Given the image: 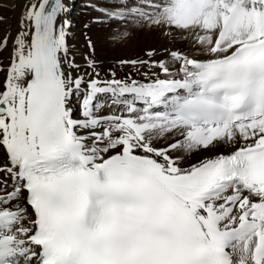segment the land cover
Instances as JSON below:
<instances>
[{
    "label": "snow or ice",
    "instance_id": "snow-or-ice-1",
    "mask_svg": "<svg viewBox=\"0 0 264 264\" xmlns=\"http://www.w3.org/2000/svg\"><path fill=\"white\" fill-rule=\"evenodd\" d=\"M89 6L201 55L148 83L73 75L68 9L29 0L0 82V264H264V0ZM216 145L233 150L170 154Z\"/></svg>",
    "mask_w": 264,
    "mask_h": 264
},
{
    "label": "bare ground",
    "instance_id": "bare-ground-1",
    "mask_svg": "<svg viewBox=\"0 0 264 264\" xmlns=\"http://www.w3.org/2000/svg\"><path fill=\"white\" fill-rule=\"evenodd\" d=\"M28 2L29 0H0V17H2V20H0V40L5 35L9 36L8 47L0 50V82H3L6 78V70L10 63L12 51V39L21 31L20 19ZM62 2L68 11L62 13L61 17L70 21L65 29L66 55L69 60L79 66L78 70L71 69L73 75L91 74L102 82L117 79L148 83L157 76L161 79L166 78L164 73L152 65V61L164 60L171 62L169 53L172 51L186 53L195 58H199L201 55L199 50L187 39L186 34L177 30L137 24L131 17L121 20L109 19L101 12L93 10V7H90L91 11H89L83 3L76 4L77 9L72 17L69 8L74 4V1L62 0ZM124 2L126 6L131 7L138 0H124ZM120 3L121 0H109L98 5L112 6ZM95 17L100 18L101 22L98 24L90 23L84 29L76 31V23L73 18L80 21H91ZM28 27L26 22L24 28L27 30ZM78 41L88 43V47L84 50L83 61L79 60L83 53L80 50L81 47L78 48L76 44ZM149 52L154 53V55L150 57ZM87 61H92L94 67L89 68ZM133 61L137 63L133 64ZM67 67V64H65L66 69ZM175 69L176 65L173 64L172 70L175 71ZM87 79L88 75H85V80ZM137 106L143 107L139 102ZM73 107L74 117L79 118L80 108L76 105L75 97H73ZM160 110H163V108H160ZM107 112V108L102 110L104 114H107ZM167 143V140H161L157 143V146L164 147ZM232 150L230 145H216L207 150H196L191 153H185L183 150L177 149L170 154L173 156L180 155L182 166L190 167L205 158L220 153H228ZM3 162L4 156L0 152V163Z\"/></svg>",
    "mask_w": 264,
    "mask_h": 264
},
{
    "label": "rangeland",
    "instance_id": "rangeland-1",
    "mask_svg": "<svg viewBox=\"0 0 264 264\" xmlns=\"http://www.w3.org/2000/svg\"><path fill=\"white\" fill-rule=\"evenodd\" d=\"M74 1V4H72L71 6H70V8H69V12H70V16H72L73 17V15H74V12L76 11V4L78 3H83L84 4V6L86 7V9H88L89 11H91V9H90V6L89 5H98V4H100V3H104V2H107V1H109V0H73ZM87 10V11H88ZM76 14H77V12H76ZM100 18H94L93 20H91V21H83V20H77L76 18H73V20H74V22L76 23H74L75 24V27H76V31L77 30H79V29H84L85 28V26L87 25H89L90 23H92V24H98V23H100L101 22V20H99ZM7 32V31H6ZM0 35H1V33H0ZM86 43V44H85ZM80 42V41H78L76 44L78 45V48H80V50H81V52L83 53L82 54V56H80L79 57V60L81 61H83V56H84V50H85V48H87L88 47V43L87 42ZM83 44V45H82ZM109 103H110V101H109ZM76 105L77 106H79V102L76 100Z\"/></svg>",
    "mask_w": 264,
    "mask_h": 264
}]
</instances>
